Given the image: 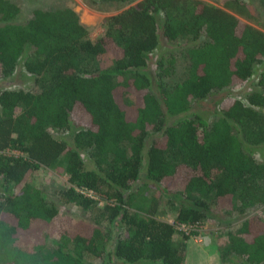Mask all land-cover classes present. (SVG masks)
<instances>
[{"label":"trees","instance_id":"obj_1","mask_svg":"<svg viewBox=\"0 0 264 264\" xmlns=\"http://www.w3.org/2000/svg\"><path fill=\"white\" fill-rule=\"evenodd\" d=\"M255 1L264 13V0ZM222 4L246 13L242 0ZM234 12L200 0H139L90 39L69 7L34 9L17 23L18 7L0 0V77L29 48L23 65L36 85L0 90V264H183L196 231L176 241L175 224L199 223L210 207L242 216L264 198V158L251 154L264 146V32ZM180 38L181 77L167 79L171 59L144 72L160 40ZM247 80L252 87L222 96L210 122L191 110ZM41 166L65 174L56 197L86 220L29 183ZM149 188L177 202L172 223L156 216ZM216 250L227 264L263 262L264 221L246 216Z\"/></svg>","mask_w":264,"mask_h":264},{"label":"rangeland","instance_id":"obj_2","mask_svg":"<svg viewBox=\"0 0 264 264\" xmlns=\"http://www.w3.org/2000/svg\"><path fill=\"white\" fill-rule=\"evenodd\" d=\"M18 7V13L13 19V22H23L28 19L34 9H50L55 7H69L77 15L79 20L88 27L90 39H94L103 31V21L109 16L118 13L125 8L134 5L139 0L122 2V3H92L89 0H9ZM208 4L221 7L230 12L233 10L223 6L222 0H200ZM246 6L245 15L235 14L237 18L251 26L258 28L264 32V13L259 9L255 0H242ZM244 11V12H245ZM186 40L183 38L172 42H163L160 40L159 46L150 55L146 67L143 69L149 76L154 73L155 65L158 61L166 59L172 60L170 68L173 71L167 77L168 80H177L181 77L184 67V60L181 51L184 49ZM29 48H26L16 63L13 72L6 76L0 77L1 89H35L33 77L28 74L23 65V60ZM108 63V57L104 59ZM169 65V64H167ZM252 81L247 80L240 85L230 87L225 90H217L211 92L203 99L195 100L192 103V111L203 116L208 122L217 116L219 113L218 102L225 94L240 98L252 86ZM174 121V117L166 119L167 123ZM58 135V133H53ZM65 134V133H63ZM68 135V134H67ZM70 135L67 136L69 139ZM8 153H12L9 152ZM256 160L264 158V146L255 149L251 153ZM29 183L38 188L45 196L47 202L52 201L59 211L68 212L75 220H86V213L82 212L78 207L71 204H63L56 197V191L65 183V174L58 168L39 167L30 177ZM138 183H140L138 181ZM147 197L154 196L156 202V216L159 219L172 223L177 210V202L171 201L164 195H158L153 188L147 189L145 192ZM102 204L103 201H98ZM239 205V204H237ZM237 207V206H236ZM257 214L264 221V198L260 196L258 201L243 208V213L238 214L236 210L226 212L222 209L210 207V213L202 221L199 222V227L195 235H189L185 240L187 251L183 264H227L219 260L216 247L225 241L226 232H232L236 229L239 222L246 216ZM106 227V226H104ZM181 230L175 228L173 238L176 241L181 239ZM22 246L26 249L31 245L29 238H24ZM258 264H264V261Z\"/></svg>","mask_w":264,"mask_h":264},{"label":"built area","instance_id":"obj_3","mask_svg":"<svg viewBox=\"0 0 264 264\" xmlns=\"http://www.w3.org/2000/svg\"><path fill=\"white\" fill-rule=\"evenodd\" d=\"M79 191L81 193H83L84 195L92 198V199L98 200V196H96L92 191L84 190V189H80ZM198 227H199V223H196L194 225H183V224H175L174 225V228L181 230L183 232V234H188L192 230L196 231L198 229Z\"/></svg>","mask_w":264,"mask_h":264},{"label":"crops","instance_id":"obj_4","mask_svg":"<svg viewBox=\"0 0 264 264\" xmlns=\"http://www.w3.org/2000/svg\"><path fill=\"white\" fill-rule=\"evenodd\" d=\"M185 250L187 251V245H186V247H185Z\"/></svg>","mask_w":264,"mask_h":264}]
</instances>
